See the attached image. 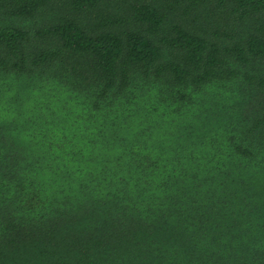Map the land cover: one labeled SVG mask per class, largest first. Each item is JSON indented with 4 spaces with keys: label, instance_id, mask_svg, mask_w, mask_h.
Segmentation results:
<instances>
[{
    "label": "trees",
    "instance_id": "obj_1",
    "mask_svg": "<svg viewBox=\"0 0 264 264\" xmlns=\"http://www.w3.org/2000/svg\"><path fill=\"white\" fill-rule=\"evenodd\" d=\"M0 264H264V0H0Z\"/></svg>",
    "mask_w": 264,
    "mask_h": 264
}]
</instances>
